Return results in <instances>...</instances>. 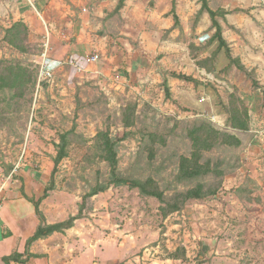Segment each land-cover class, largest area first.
I'll use <instances>...</instances> for the list:
<instances>
[{
	"label": "rangeland",
	"instance_id": "1",
	"mask_svg": "<svg viewBox=\"0 0 264 264\" xmlns=\"http://www.w3.org/2000/svg\"><path fill=\"white\" fill-rule=\"evenodd\" d=\"M253 2L241 0L227 7L231 12L242 9L239 12L243 15L252 7L261 9L257 13H263L262 25L264 2L251 6ZM157 3L132 0L128 26L119 14L105 17L99 32L93 27L91 33L109 34V46H116V50H107L109 46L103 43L102 51H91V56L100 54L99 60L80 67L72 63V55L54 57L48 52L44 56L45 39H30L29 53L5 41L4 28L11 24L12 11L10 4L0 0V59H26L35 70H40L45 59L54 71L52 80L39 81L38 74L33 91L19 106L0 102V203L10 207V198L25 190L38 197L40 185L42 192L46 188L54 190L53 199L62 200L68 217L73 210L77 214L84 203V217L94 213L91 218L97 220L100 235L114 237L117 244L128 239L121 250L115 246L100 250L101 264H112L116 257H120V264H264V131L260 130L264 128L263 122L258 124L264 117V88L260 73L254 67L247 75L230 61L225 48H218L219 42L212 40L215 30L209 16L194 29L201 0L177 3L181 27L176 28L174 36L171 28H159ZM209 3L215 10L224 7L222 0ZM159 6L165 9L167 3L162 1ZM261 27L264 29V25ZM159 29L162 37L170 40L160 43L161 50L154 57L144 56L140 61L135 53L140 48L139 40L132 37L145 30L155 45ZM257 34L258 43L264 44V32ZM253 48L256 61L264 63V49ZM205 58L216 71L197 64ZM172 73L192 80L176 77L179 82L172 86L175 92L168 98L164 82ZM253 80L259 84L254 85ZM232 95L247 104L250 130L227 125ZM132 108L135 124L126 128L123 116L132 115ZM178 119L179 136H175L171 128ZM196 119L210 120L216 128L228 130L243 141L232 154L240 157L241 166L223 178L217 194L190 200L184 209L167 216L158 198L143 195L139 188L129 185H112L85 198L109 178L108 162L96 148L100 130H109L116 141L121 174L141 179L152 176L167 189L178 171V154L188 151L181 137L184 127ZM140 129L156 131L158 138L145 143ZM67 132V155L55 165L61 135ZM223 153L216 151L214 155ZM18 205L25 214L29 207L34 209L29 201H18ZM31 217L26 216L22 225L31 224Z\"/></svg>",
	"mask_w": 264,
	"mask_h": 264
},
{
	"label": "crops",
	"instance_id": "2",
	"mask_svg": "<svg viewBox=\"0 0 264 264\" xmlns=\"http://www.w3.org/2000/svg\"><path fill=\"white\" fill-rule=\"evenodd\" d=\"M118 1L119 0H5L7 4L11 5L10 9L12 11L10 17L11 24L7 27L18 20H23L29 26L31 40H39L40 38L41 40L45 39L46 55L48 52L54 57H62L63 54H68L67 56L72 55V58H83V62L86 59L87 61L83 63V65H88L98 61H88V58L91 57L92 50L102 51L103 43L108 46L112 45L109 34L100 35L91 32L93 27L96 30L95 32H99L102 26L101 22H103L109 12L115 9ZM131 1L132 0L125 1V6L120 14L125 21V26H128L127 12ZM162 1L167 3L165 9H161L159 6ZM181 1L182 0H176L178 4ZM222 1L224 3L223 8L228 10L227 5L240 2L241 0ZM157 2L155 11H157L159 17L161 16L157 19L158 22H160L159 28H171V34L174 36L176 28L173 29L172 27L175 21L173 15L169 14L172 9L173 0H157ZM256 4L257 1L254 0L251 6H255ZM257 11L262 10L252 7L249 9V13L247 12V15H243L239 11L229 12L226 14V20L221 18L220 21L224 28L223 35L229 43L233 55L239 57L241 62L249 70L254 67L257 68V72L260 73L259 80L264 88V63L256 61L257 55L253 48L260 46L264 49V44L260 45L258 43L257 34L258 32L259 34H263L264 32V29L261 27L264 23H262V25L259 23L262 20L263 13H257ZM208 16L211 21L209 13L205 12L201 22L202 20L206 21ZM201 22H199V24H201ZM197 30L200 32V27H198ZM121 33L123 34L124 30ZM138 34L139 36L132 37V40H139L140 48L135 50V53H138L136 58L140 57V61H143L144 56L147 57L149 55L154 57L155 53L161 50L160 43L164 44L170 40L162 37L160 29L157 33L159 42L155 45L147 31L139 30L137 35ZM171 41H174V39ZM110 49L114 51L116 50V46H109L107 50ZM132 63L136 62L133 61ZM177 79L178 78L174 76H169L168 78L172 93L175 92L172 86L179 82ZM177 97L178 94L175 95V98ZM262 115H264V108ZM261 122H263V125H261ZM258 124L261 125V128H264V117ZM260 130L264 131V129ZM254 147L258 148L256 145ZM256 151H260V149ZM257 159H259V157H257ZM252 162L257 164L256 160ZM253 176H255V174H253ZM40 188H37L38 193H40L38 197L29 194L27 190H25V193L30 197L39 199L44 194V191L42 192ZM53 191L54 190H49L48 195L42 199L40 203V209L45 216L46 222L49 224L60 222L68 217L66 206L63 204L62 200L53 199ZM10 201V207L4 208V202L0 207V229L2 230L0 246H3V248L5 247V250L0 249V264H5L3 260L4 256L14 252L21 253L22 256L19 261H11L10 264H101V257L99 256L100 250L106 251L109 246H115L121 250L125 247L126 242H128V239H124L117 244L114 237L105 236L103 234L100 235V233L97 232V229L100 230V227L96 223L97 220L91 218L94 213H90L91 217L77 219L73 227L63 232L56 231L28 245V238L34 234L40 225V219L37 215L35 205H33L34 209L29 207L28 214L32 216L31 224L24 226L22 225L24 219L26 216H30L22 211V207L18 205V201L25 204L28 203V201L32 204L34 203L20 193H16L10 198ZM29 206L31 205L29 204ZM75 214L76 211L73 210L72 215ZM120 262V257H116L112 264H120Z\"/></svg>",
	"mask_w": 264,
	"mask_h": 264
},
{
	"label": "trees",
	"instance_id": "3",
	"mask_svg": "<svg viewBox=\"0 0 264 264\" xmlns=\"http://www.w3.org/2000/svg\"><path fill=\"white\" fill-rule=\"evenodd\" d=\"M126 0H119L115 9L108 13L107 17L121 14V10L125 6ZM201 7L196 13L194 29L201 21L203 14L208 12L211 18V28L215 30L212 40L219 42V49L225 48L226 55L231 62H235L238 68L250 75V70L241 62L239 57H235L229 46V43L223 35V25L220 19L226 20V14L231 12L221 7L218 10L210 6L209 0H201ZM242 9H234L240 11ZM169 14L173 15L174 28L181 27L180 16L177 13V2L173 0L172 9ZM4 40L11 46L23 53H29L30 44V29L23 20L14 22L11 26L4 28ZM195 45H193L194 48ZM197 47V46H196ZM192 48V45L191 47ZM194 58L196 56L193 54ZM209 58L197 61L201 68L208 71H216L215 67H209L207 62ZM32 63L26 59L20 58H2L0 59V102L5 101L7 106L14 107L20 105L22 100L33 91L37 83L39 68L37 70L31 68ZM172 76L192 80V77L172 73ZM254 85L259 82L253 80ZM165 92L168 98H172L171 87L168 80H165ZM134 108L132 115H124V126L130 128L134 123ZM229 117L227 125L233 128L247 131L250 130V115L249 109L245 101L236 95L230 97V106L228 108ZM180 120H176L174 127L171 128V134L178 135ZM143 142H153L157 137V132L140 129ZM129 134V131H127ZM69 133L61 135V142L58 144V154L54 158L55 165L67 155ZM182 141L186 153L178 154V171L172 181V184L167 189L160 187L158 182L149 176L146 179L135 178L129 175H123L119 172V160L116 148V141L111 137L109 130H100L96 136V148L100 151L101 156L108 162L109 178L108 182L98 183L86 196H94L100 192L107 190L110 186L129 185L134 188H139L141 194L154 196L159 199L160 209L164 216L174 212H179L186 204L193 199H205L209 196L217 194L222 186L223 178L238 169L240 157L232 155L235 150L242 147L243 141L235 134L228 130L218 129L210 120L196 119L184 127ZM167 138L164 139L166 143ZM144 144V143H143ZM144 148V146H143ZM223 155H214L216 151H222ZM154 149H151V154L154 156ZM252 180V179H250ZM238 188L237 191L241 190ZM51 189V188H50ZM49 188L44 190V194L35 199L23 192L24 197L34 203L37 215L40 219V225L33 235H31L27 244L30 245L35 240L53 234L56 231L63 232L74 226L75 221L84 217V203L79 205V212L71 215L65 220L49 224L46 222L45 216L40 209V203L48 195ZM22 254L14 252L3 257L5 264H10L11 261H19Z\"/></svg>",
	"mask_w": 264,
	"mask_h": 264
},
{
	"label": "built area",
	"instance_id": "4",
	"mask_svg": "<svg viewBox=\"0 0 264 264\" xmlns=\"http://www.w3.org/2000/svg\"><path fill=\"white\" fill-rule=\"evenodd\" d=\"M255 1H260V2H264V0H255ZM46 55V53L44 52V56ZM100 55L99 54H94L91 57L88 58V61H97L99 60ZM83 58L79 59V58H72L71 61L72 63L75 62L78 66L82 67L83 63H86V59L83 62ZM74 64V63H73ZM54 78V71L52 70L51 67H49L48 65H46L45 63V59L44 62L41 63V67L39 70V81L42 80H52ZM1 192H2V188H0V200H1ZM1 203H0V207H1Z\"/></svg>",
	"mask_w": 264,
	"mask_h": 264
}]
</instances>
